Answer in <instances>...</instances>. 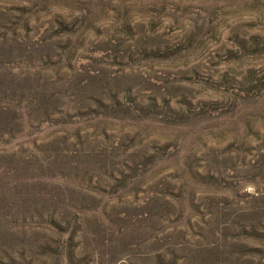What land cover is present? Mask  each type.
I'll return each mask as SVG.
<instances>
[{"label":"rangeland","instance_id":"rangeland-1","mask_svg":"<svg viewBox=\"0 0 264 264\" xmlns=\"http://www.w3.org/2000/svg\"><path fill=\"white\" fill-rule=\"evenodd\" d=\"M0 264H264V0H0Z\"/></svg>","mask_w":264,"mask_h":264}]
</instances>
